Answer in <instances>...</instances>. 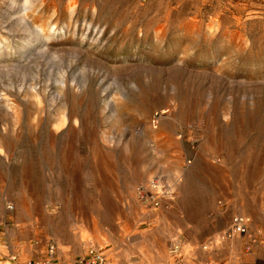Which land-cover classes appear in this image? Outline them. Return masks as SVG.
<instances>
[{"label": "bare ground", "instance_id": "bare-ground-1", "mask_svg": "<svg viewBox=\"0 0 264 264\" xmlns=\"http://www.w3.org/2000/svg\"><path fill=\"white\" fill-rule=\"evenodd\" d=\"M16 3L21 11L17 17L19 20L13 22L10 18L15 13ZM3 4H11L12 13L8 12L9 29L1 31L4 36L0 35V58L9 57L0 59V212L6 206L1 199L2 179H10V191L18 199L14 207L16 211L30 220V227L41 226L48 230L51 221H58L59 226L62 225V218H77L87 213L81 209L79 202L88 190L82 191L80 184L97 179L99 167L109 170L106 177L114 182L122 176L118 170L124 168L131 184L124 204L132 210L128 222L126 213L120 207L111 213V220L93 218L91 223L82 220L73 231L79 239L93 240L101 249L96 246L92 249L107 256L103 248L112 239L117 241L122 237L121 227L127 230L135 228L139 217L144 214L137 203L139 190L136 183H147L146 191L163 192L165 189L154 187V184L155 181L166 182L162 178L165 175L169 183L167 189L177 195L175 212L179 216L188 213L185 210L188 200H204L210 182L215 189L214 197H226L229 193L243 202L249 196L248 204L241 203L243 211L247 206L264 210V189L259 188L249 195L240 189L245 183L264 184L262 176H246L247 172L243 169L264 165V157L253 155L264 152L263 77L254 82L253 78H250V83L243 82V91L228 92L227 86L231 83L217 81L207 86V81L199 75L184 78L180 68V71H173L177 74L159 73V79L165 78L159 86L160 80L154 78L153 85L147 84L144 68L137 65L135 71H126L128 78L116 87L111 82L109 68L96 70L98 64L89 61L88 57L84 58L80 52L65 58L59 52V46L63 44L52 40L49 27L34 22L37 7L51 4L49 6L57 11V1L0 0V8H4ZM76 6V2L71 0L66 10L71 13ZM10 32L19 42L10 43L5 36ZM236 39L239 49L247 48V40L242 35ZM22 69L30 70V74L18 76L23 73ZM9 71L17 74L13 76V73L5 81L2 75L9 77ZM213 74L215 77L222 76L219 70ZM156 91L165 101L171 102L163 109L178 114L175 120L163 116L158 118L161 124L172 121L169 123L170 130L152 126L151 119L163 112L155 105ZM138 114L142 120L136 116ZM143 119L144 137L152 144V151L143 150L134 134L129 135L133 131L128 137L122 133L125 125L127 128L134 125L140 127ZM108 121L113 125V137L109 136L110 132L105 127ZM185 124L201 132L194 140L198 141V145L194 144L192 158L185 154L183 148L181 127ZM84 144L87 151L80 148ZM240 152H244V157L240 161L238 175L227 166L228 163H236ZM221 155L227 159L225 163L220 161ZM253 169L252 174H256ZM213 177H219V183L211 181ZM61 181L68 189L64 191L59 186L53 189ZM230 187L234 188L233 192H230ZM46 199L63 202V207L44 211L42 205ZM98 211H90L89 214L100 217L99 213H107V210ZM250 212L253 214L252 209ZM248 220L245 235L235 232L231 236L225 234L229 242L232 236L237 235V240L230 244L241 246L252 225ZM184 223L181 217V222L174 228L166 224L160 228L158 238L151 236V247L141 242L137 250L149 257L150 264L155 263L156 257L164 253L165 239L174 238L175 232ZM175 250L178 253L180 246ZM107 259L114 264L109 257ZM117 262L120 264L119 259Z\"/></svg>", "mask_w": 264, "mask_h": 264}, {"label": "rangeland", "instance_id": "rangeland-1", "mask_svg": "<svg viewBox=\"0 0 264 264\" xmlns=\"http://www.w3.org/2000/svg\"><path fill=\"white\" fill-rule=\"evenodd\" d=\"M51 1H57V11L49 6L51 4L37 7L34 12V22L44 23L43 25L49 27L52 40L56 44H63L59 46L61 48L59 52L61 51L60 54L65 58L74 57L80 52L84 58L88 57L89 61L98 64L96 70L101 67L109 68L111 82L116 87L125 82V78L129 76L127 72H132L137 65L144 68L147 84L151 83V85L154 84L153 78H160L159 73L167 74L180 68L183 70L180 74L184 78L191 79V76L199 75L207 81V86L217 81L222 84L227 81L226 83H231L227 86L228 92H237V89L243 91L242 83H250V78L254 79L252 82L259 77L264 78V0H74L77 6L71 13L66 10L71 0H48ZM3 5L4 8H0L2 36L4 35L1 31L5 32L4 30L10 27L8 12L12 13L11 4ZM15 6L17 7V3ZM20 11V7H17L13 13L14 17L10 18L13 22L19 20L17 17ZM10 29L14 30L13 27ZM239 35L247 40V48L239 49L236 39ZM5 36L10 43L19 42L12 32ZM6 58L9 57L0 59ZM27 69H22L23 73L18 76L28 75V72L30 74V70ZM217 70L221 71L222 76H214L213 73ZM9 72L11 74L9 77L2 75L5 81L12 77L13 73V76L17 74L13 71ZM173 73L177 74V72ZM42 79H45L44 75ZM164 79H159V86L165 81ZM154 99L155 105L163 112L158 113L157 118L151 119L152 126L159 128L162 126L170 130L169 123L172 121L161 124L158 118L163 116L175 120L178 114L163 109L171 105V102L165 101L157 91ZM136 116L142 120L139 114ZM142 122L140 127L134 125L133 128H127L125 125L122 133L127 137L134 134L144 151H152V144L144 137V119ZM105 127L110 132L109 136L113 137L112 123L108 121ZM181 129L185 154L192 158L195 152L194 144L198 145V141L194 140L199 138L201 132L194 126L190 127L189 124L182 125ZM80 148L82 151H87L86 144ZM238 155L234 165L227 162V168L236 171L235 173L239 175L240 161L244 157V152ZM253 155L264 157V152ZM220 161L225 163L227 159L221 155ZM243 169L247 172L246 176L258 174L264 178V165L254 169L250 167ZM252 169L256 174H252ZM97 173L99 177L94 181L80 184L82 191L88 190L79 202L81 209L83 208L88 214L77 218H62V225L59 226L58 221H51L48 230L41 226L30 227V220L19 215L14 208L18 199L10 191L11 186L8 184L10 179H2L4 188L1 199L6 206H3L0 212V263L28 264L33 260H42L46 256L48 247L53 246L56 258L71 264L85 257L92 246L100 248L93 240L75 237L73 231L82 220L85 223H91L93 218L111 220V213L120 207L126 213L128 219H125L128 222L132 217V210L130 206L124 204L129 196L131 184L127 178V170L124 168L118 170L122 176L117 182L106 177L109 170L99 167ZM162 178H165L166 182L155 181L154 187L165 189L163 192L146 191L149 186L147 183H136L139 190L137 203L144 214L139 217L135 228L127 230L121 227L122 237L117 241L112 239L103 248L114 264L119 263L117 259L120 260V264H150L149 257L142 255L137 250V246L143 242L151 247V236L158 238L160 228L168 223L174 228L178 222H181V217L185 222L184 225L175 232L174 238L165 239L164 253L156 257L153 264H203V259L201 262L198 261L199 256L198 253L195 255L196 251L189 246L180 245L181 241L178 237H191V241L193 239L199 241L210 232V229L215 230L213 238L205 243L198 242L202 246L198 248L207 254L216 255L218 263L212 264H219L220 260H225L227 264H233L232 262L244 264L251 260L253 255L257 258V264H264V210L262 208L259 210L260 208L256 206L252 208L247 206L243 211L240 207L241 203L248 204L249 196H246L243 202L229 193L226 197L219 195L216 198L213 192L215 189L210 182L204 200L197 198L188 200L185 205L188 213L179 216L175 212L177 195L167 189L169 183L165 175ZM210 180L219 183V177ZM131 183L135 184V182ZM58 186L64 191L68 189L62 181L53 189ZM259 188L264 189V184L260 186L255 183H245L240 187L247 195L251 192L255 193ZM229 190L233 192L234 188L230 187ZM116 200L121 202L118 203ZM9 207L12 209H8ZM42 207L44 211H52L54 207H63V202L46 199ZM98 209L107 210V213H99L100 217L89 214L90 211H98ZM202 209L203 214H200ZM251 209L253 214L250 212ZM240 215L249 218L252 225L246 238H243L241 246H237L230 244L231 241L237 240V235L234 236L236 238L232 236L229 242L225 234L232 219ZM191 241L189 239L190 243H195ZM179 246L180 250L177 253L175 248ZM225 246L226 249L231 248V250L219 259L220 250ZM190 254L192 262H189ZM12 258L15 263L12 262ZM193 259H197V262ZM73 260L74 262H68Z\"/></svg>", "mask_w": 264, "mask_h": 264}, {"label": "built area", "instance_id": "built-area-1", "mask_svg": "<svg viewBox=\"0 0 264 264\" xmlns=\"http://www.w3.org/2000/svg\"><path fill=\"white\" fill-rule=\"evenodd\" d=\"M247 222H249L248 218L245 217L243 218L241 216L234 217L227 231L228 233L227 236H231L232 232H235L240 235H245L247 230L245 223ZM107 258H108L107 256L102 255V253H100L96 249H90L85 257L71 264H112L111 262H109ZM12 262L15 263L14 258H12ZM28 264H68V263L58 260L55 255L54 247L50 246L47 249V253L44 259L33 260L30 261Z\"/></svg>", "mask_w": 264, "mask_h": 264}, {"label": "crops", "instance_id": "crops-1", "mask_svg": "<svg viewBox=\"0 0 264 264\" xmlns=\"http://www.w3.org/2000/svg\"><path fill=\"white\" fill-rule=\"evenodd\" d=\"M185 229H186V227H185ZM184 229V231H186ZM183 231V232H184ZM185 233V232H184ZM214 234H215V230H212L211 231V229H210V232H208V234L207 235H204L203 236V238H200L199 239V241H198V239L197 240H192L191 241V237L190 238H186V237H183V238H181L182 236H179L178 238L180 239V241H181V243H180V245L182 246V247H187V246H189V248H191L193 251H196V253H195V255L197 254L199 257H197L198 258V261L200 260V262H201V259H203V264H212V263H218L217 262V257H216V255H212V253H210V254H207L205 251H202V249H200V248H198V247H202L198 242H201V243H205L206 241H211V239L213 238V236H214ZM177 238V240L179 241V239ZM189 239H190V241L191 242H195V243H190L189 242ZM195 245L197 246V247H195ZM235 245V244H234ZM222 250H220V255H219V259L222 257V256H225L226 254V252L227 251H230L231 250V248H230V250L229 249H226V246H225V248L223 247V248H221ZM201 252V253H200ZM191 259H192V257H191ZM194 260V259H193ZM195 262H197V259H195L194 260ZM211 261V262H210ZM192 262V261H191ZM238 262V261H237ZM257 262V258H255V256L253 255V257H252V259L251 260H248L247 262H244V264H257L256 263ZM233 264L235 263V262H232ZM179 264H181V263H179ZM185 264V263H184ZM219 264H227V262L225 261V260H220L219 261Z\"/></svg>", "mask_w": 264, "mask_h": 264}]
</instances>
